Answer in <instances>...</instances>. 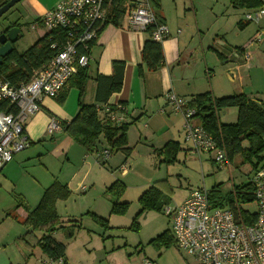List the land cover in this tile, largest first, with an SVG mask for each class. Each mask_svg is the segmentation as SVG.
<instances>
[{
    "label": "crops",
    "instance_id": "0c3cea01",
    "mask_svg": "<svg viewBox=\"0 0 264 264\" xmlns=\"http://www.w3.org/2000/svg\"><path fill=\"white\" fill-rule=\"evenodd\" d=\"M59 1L60 0H22L19 4V11L21 13H16L13 17H18L17 19L20 22V26L22 24L21 17L27 18L29 23L34 24L39 20L44 11L55 7ZM157 2L160 3L158 13L155 7H153V0L152 7L157 17L169 27L170 22L167 20L166 10L165 7H163L164 4L161 0H157ZM131 3L133 2L131 1ZM131 5L132 4H130V6ZM193 5L194 0H190V6L194 8ZM110 7L111 3H108L106 8L108 12ZM229 8H231L230 10L235 13V15H237V12H240L238 15V29L240 30L239 34L241 40L239 42L231 44L226 36L219 33L212 38L210 45L205 44L206 41L203 37L204 28H202V23H199L198 10L196 9L197 17L195 15L194 18L196 25L191 18L184 17V19L180 18L182 23L179 24V28L169 27V35L161 44L165 62L162 66L154 70L150 69L147 63L142 59V50L148 35H150L149 33L132 29L126 23L125 19L123 20V25H115L113 23L106 24L90 48L91 58L88 61V74H90V78L87 81V86H85V102L97 103L98 101L99 92H97L96 87L98 84L93 78L95 74L98 73L110 76L113 74L114 60L124 61L125 72H123L124 80L122 88L119 91L113 92L108 97L107 101L111 104L123 103L126 107V112L131 121L127 136L129 146H131L132 149L135 145L145 146L147 154H151V157L156 154L161 159L160 162L169 165L164 162V156L159 154L156 149L164 147L169 141H176L180 145L179 148H181L178 152L177 159H179L180 154L184 152V159L186 161L188 157L190 158V156L194 154V147H192V142L186 139L184 135L183 117L180 115H172L173 110H171L172 107L167 103L165 97L166 92L172 90L177 96L188 97V99H192L195 95H200L208 91H210L214 97L245 94L250 99L261 104V106H264V40L251 47V59L249 62L244 61L243 55L244 46L247 44L246 41L252 39L257 33H261L264 37V17L260 23H248L244 17L245 13L256 8H234L232 4H230ZM228 15L229 14H227V16ZM184 26L186 27L185 30H183ZM37 27L42 26L38 25ZM37 27L35 29H37ZM46 33L47 31L44 28L40 37H43ZM254 46H256L255 49L253 48ZM219 62L224 65L236 62H238L237 64H241V66L238 67L239 70L236 77L239 83L232 81L234 85H231V87L229 86L230 92L226 95L219 94L221 92L225 93V90L216 88L217 85L213 82L215 76L213 75L214 77L211 79L207 76V74H211L212 70L216 73L214 68L216 64H219L218 67H221ZM211 67L213 68L211 69ZM244 69H247L248 74L242 76L241 70ZM140 70H142V73ZM101 88V97H104L105 93L103 92V87L101 86ZM65 89L66 98L62 101H60L61 96L59 95V98L58 96L56 98H44L40 101L41 108L29 115L26 126L24 127L29 136V146L16 154L17 156H15L10 163L8 162L0 171V185L9 183L13 189L18 190L20 193L16 191L12 193H14L15 197L18 195L23 198L24 202H26L25 205L29 208L30 206L27 205V201L29 200L28 195L30 194V190L27 189L26 185H21L19 181L15 180V176H19L23 179L26 173L24 166L28 165L29 162H33V165L36 166L34 162L39 160L40 167L44 169L36 171L38 173L37 175L35 174L33 179V182L35 181L37 184L35 188L39 199L41 195H43V191L55 180L66 184L68 188H70L69 186L72 184H76L78 187L85 185L87 189L83 190V192L88 191L89 187H92L91 185L96 184L98 181L91 177L95 172V162L98 166L102 164L105 165H102L104 166L102 171L99 170L106 176L108 171L112 172L113 170H119L121 165L129 162L130 156H126L122 151L111 152L108 159H104L101 155V148L98 152H86L85 148L65 132L62 127L53 132L48 130L47 126H49L52 119H57L59 123L70 122L78 111L77 100L79 99V89L70 86V83ZM231 108L220 111L219 120L221 122L232 123L236 121L238 109L236 108V111ZM160 109H163V111ZM221 112L223 115H221ZM228 113L234 114L233 118L227 120L223 119V116H227ZM193 121L200 123L199 118H195ZM80 149L82 150L80 151ZM114 152H116V154ZM208 154H210L209 160L214 162L212 153ZM79 159H82L81 163L78 161ZM176 161L177 160H175V162ZM233 161L234 159L231 160V163ZM17 168L21 169V172L15 174ZM127 174H129V171L126 174L122 172L120 176H126ZM114 179L113 182L116 180H121L123 182V179L119 178V176L118 178L116 176ZM167 182L169 184V180ZM154 183L155 181L153 184ZM180 184H182V182ZM151 185L145 187L142 190V194ZM191 185L189 180H187L186 185H183L184 188H186V192L181 200L177 202L178 204L182 203L192 190L202 187H193ZM170 188L174 190L172 184ZM111 201L113 202L112 198ZM21 207L26 210L25 206H20L17 209L20 210ZM94 213L97 212L94 211ZM6 215H11L14 218L16 217L12 213ZM26 216L27 210L23 213V217L25 218ZM21 231L22 230L16 231L12 236H6L0 232V264H31L34 260V257H32L34 250L30 249V251H28L24 249L25 246H30L31 244H28L29 241L27 239L25 240L22 238L23 233ZM56 234L57 230L54 232V236L58 239ZM19 237L20 242L16 240L17 238L19 239ZM12 240H15L14 244L21 248L19 254L8 252L7 244ZM39 249L41 250L40 246Z\"/></svg>",
    "mask_w": 264,
    "mask_h": 264
},
{
    "label": "rangeland",
    "instance_id": "374dc122",
    "mask_svg": "<svg viewBox=\"0 0 264 264\" xmlns=\"http://www.w3.org/2000/svg\"><path fill=\"white\" fill-rule=\"evenodd\" d=\"M161 1L166 10L167 20L170 22V28H179V24L182 23L180 18L184 19V17L191 18L196 25L194 18L195 15L197 17V9L199 23H202V28H204L203 37L206 41L205 44L210 45L212 38L219 33L226 36L231 44H236L241 40L240 30L238 29V15L240 12H237V15H235L230 10L229 0H194V8L190 6V0ZM19 4L20 2L4 13L0 18V24L9 18V16L13 17L16 13H21L19 11ZM227 14L229 15L227 16ZM21 23L23 36L18 38L19 40L16 42L17 52H24V50L34 45L41 36V32L44 31L42 27H37V29L32 28L27 18L21 17ZM251 23L255 24V22ZM185 29L186 27L184 26L183 30ZM246 42L248 43V41ZM255 47L253 48L255 49ZM219 63L221 67H218L219 64H216L214 68L216 73L212 70L211 74H207V76L209 79L215 76L213 82L217 85L216 88L225 90V93L221 92L219 94L226 95L230 92L229 86L234 85L232 81L239 83L238 79H233L229 72L238 62L227 63L228 65ZM244 70H241L242 76L248 74L247 69ZM231 109L237 111L236 107H232ZM222 112L221 115H223ZM172 115L183 117L174 111H172ZM233 116L234 114L228 113L227 116H223V119H231ZM182 119L184 120V118ZM132 150V154L129 155V162L125 164L129 174L120 176L122 171L119 167V170L112 171L113 174L108 171L106 176L101 173L105 165L98 166L95 162V172L91 177L97 179V183L94 185L91 183L92 187H89L86 192H83L80 186L72 184L69 186V191H71L69 195L63 198V200L58 199L55 203L59 217L63 221V226L69 225L64 230L63 228L56 229V236L66 246L65 256L68 259L67 264H144L147 258L152 261V264H200L195 257L181 250L177 243H171L167 246L150 242L166 229H172V219L170 216H167V213H163V210L144 211L138 217L139 226H136V229L129 227L132 225L133 219L137 215L136 213L141 209V205L137 200L142 194V190L153 184L154 181H159V187H164L169 180L168 187L172 184L174 190L170 193L172 202L167 204V206L173 207L185 195L186 188L183 185H186L187 180H189L190 184H192L191 186H202L208 188V191L215 185H219L221 194H218L220 196L215 197V199L221 202V206L229 205L230 198L228 197L230 194H233L235 184L248 182L250 179L252 174L249 171L251 169L250 164L241 165L240 158L236 157L232 163L229 159V166L221 167L215 161L209 160L210 154L207 152L198 153L194 150V154L190 158L188 157L186 161L183 152L180 154L179 159L170 166V164L166 165L160 162L161 159L158 155L155 154V156L151 157V154H147L145 146L135 145ZM114 153L116 154V152ZM15 156L17 155L15 154ZM78 161L81 163L82 159ZM34 163L36 166L33 165V162H29L28 165L24 166L26 173L23 179L15 176V180L19 181L21 185H26L27 189L30 190V194L28 195L30 201L27 199V205L30 208L36 207L42 197L41 195L39 199L35 188L37 184L35 181L33 182V179L35 174L37 175L38 173L36 171L44 169L40 167L39 160ZM20 172L21 169L19 168L15 170V174ZM115 175L117 178L118 176L122 178L126 185V188H124L125 194L121 200L129 202L130 205L125 214H111L113 202L111 201L112 197L110 194L106 192V187L108 186L107 188H109L112 185L116 177ZM181 182L182 184H180ZM13 191L20 193L18 190L13 189L9 183L0 185V232L6 236H12L16 231L22 230V238L27 239L29 241L28 244H31L30 246H25L24 249L28 251L30 249L34 250L32 256L34 260L31 264H48V257L35 244L44 232L39 229L34 230L33 234H25L27 228L22 224V221L24 220L23 213L26 210L23 207L20 210L15 208L14 205L17 203V198L12 193ZM112 199L113 201L116 200L115 198ZM212 204L215 205L214 202ZM240 207L242 210L253 213L256 211L257 205L254 201L248 204H241ZM94 211L99 216L107 218L109 227L111 228H104L103 225L87 213ZM10 213L14 214L17 218L6 215ZM69 220L75 221L68 222ZM16 240L20 242V237ZM14 241H9V244H7L8 252L19 254L21 248L14 244Z\"/></svg>",
    "mask_w": 264,
    "mask_h": 264
},
{
    "label": "built area",
    "instance_id": "2783aa9c",
    "mask_svg": "<svg viewBox=\"0 0 264 264\" xmlns=\"http://www.w3.org/2000/svg\"><path fill=\"white\" fill-rule=\"evenodd\" d=\"M125 15L126 23L132 28L147 32L153 40L162 42L169 35L166 23L158 20L152 7V0H130ZM111 0H60L55 7L44 11L39 20L31 24L46 31L62 29L66 31L63 43H53L56 54L47 62L34 69L27 81L13 82L6 78L0 64V171L14 158L15 154L29 146V136L24 128L29 115L41 108L42 99L56 98L80 67L89 64L90 43L97 39L100 24L108 17L107 5ZM262 5L245 13V20L260 23L264 17ZM263 35L257 33L244 46V61L251 59V47L261 43ZM241 64L230 69L235 79ZM167 103L184 118L183 132L196 152L212 153L214 161L221 167L229 166L228 153L201 123H196V109L190 105L188 97L177 96L170 90L165 93ZM113 108L104 104V111L115 123L129 121L126 107L117 103ZM163 111V109H160ZM57 119H52L50 132L60 129ZM111 155L108 149L102 156ZM127 173L125 164L120 166ZM255 187L256 211L243 213L241 207L235 209L213 205L209 191L205 187L194 189L185 200L173 207L165 205L163 213L172 219V232L178 247L196 258L200 264H264V167L252 176ZM81 185V190H86ZM245 211V210H244ZM244 214L252 217L246 220ZM252 214V215H251ZM61 264L62 260L48 258V264ZM144 264H152L146 259Z\"/></svg>",
    "mask_w": 264,
    "mask_h": 264
},
{
    "label": "trees",
    "instance_id": "16d2710c",
    "mask_svg": "<svg viewBox=\"0 0 264 264\" xmlns=\"http://www.w3.org/2000/svg\"><path fill=\"white\" fill-rule=\"evenodd\" d=\"M234 8H257L262 5V0H230ZM8 0H0V7ZM156 12L158 13L160 3L153 0ZM130 0H111V7L109 8L108 17L100 24L98 34L102 28L108 24L123 25V20L130 6ZM159 21L163 22L158 18ZM165 23V22H164ZM150 30L148 29L147 33ZM97 34V35H98ZM150 34V33H149ZM66 31L59 29L56 31H47L43 37L38 40L24 52L12 51L7 56L4 63L1 64L6 78L13 82L27 81L34 69L41 66L44 62L49 61L57 52L56 48L52 47L53 43H63L66 40ZM98 38V37H97ZM90 43V48L93 43ZM162 42L152 39L150 35L144 43L142 50V59L147 63L150 69L154 70L162 66L165 62ZM142 70H140L141 72ZM125 62L114 60L113 74L105 76L96 73L93 77L97 81V92L99 98L97 103H86L84 100L87 81L90 78L89 64L85 67L78 68L77 72L73 74L69 80L70 86L78 88L79 99L78 111L70 122H61L60 127L64 129L75 141L82 145L86 152H98L101 148V155L103 150L108 151H122L129 156L132 152V147L128 144V129L131 121L123 123L113 122L104 111V104H110L113 108L116 104L109 103L108 97L116 91L121 90L124 73ZM142 73V72H141ZM104 97H101L102 88ZM60 101L66 98V89L64 88L59 93ZM58 96V98H59ZM122 104V103H120ZM190 105L196 109L195 118H199L203 127L212 134L215 139L226 147L228 159L230 161L239 157L241 164H250V172L252 173L248 182L235 184L233 194H230L229 205L223 207H231L233 209L239 207L241 204H248L255 201V187L252 184L253 174L260 168L264 167V106L258 102L250 99L245 94H235L223 97H214L210 91L195 95L190 99ZM236 107L238 109V117L235 122L224 123L219 119L220 111L226 108ZM72 139V140H73ZM245 144V145H244ZM180 145L176 141H169L164 147L156 149V151L164 156L167 164H173L177 160L178 152L181 150ZM108 159V158H107ZM164 183V182H162ZM165 184V183H164ZM126 185L121 180H116L106 192L110 194L113 201L111 206V214H125L129 208L130 203L121 200L125 193ZM66 184L55 180L48 186L41 197L40 202L34 208H29L25 204L23 198L16 196L17 203L15 208L25 206L27 216L22 221V224L27 228L25 234H33L34 230H41L44 233L37 239L36 243L40 246L42 252L46 257L57 261L62 260L61 264H67L68 259L65 256V243L58 240L54 236L57 228H67L69 225L63 226V221L59 217L56 210L55 203L58 199L66 198L71 191ZM172 189L168 187V182L164 187H159V181L152 184L139 197L141 209L136 213L131 226L136 229L139 226L138 217L144 211L163 210L164 206L170 204ZM221 194L219 185H215L209 191V198L215 205L221 206L220 201L215 197ZM228 196V195H227ZM104 228H111L108 224V219L94 212H87ZM243 213H248L243 210ZM252 215V214H251ZM246 220H250L247 214H244ZM16 218V217H15ZM252 218V217H250ZM75 220H69L72 222ZM72 234V233H71ZM150 242L155 244L167 245L176 243L174 234L171 228L156 236ZM149 259V258H148Z\"/></svg>",
    "mask_w": 264,
    "mask_h": 264
},
{
    "label": "water",
    "instance_id": "95a60500",
    "mask_svg": "<svg viewBox=\"0 0 264 264\" xmlns=\"http://www.w3.org/2000/svg\"><path fill=\"white\" fill-rule=\"evenodd\" d=\"M22 0H8L3 6L0 7V18L5 12L13 8L17 3ZM23 36L22 28L14 25L13 27H6L0 34V64L15 50V44L18 38Z\"/></svg>",
    "mask_w": 264,
    "mask_h": 264
},
{
    "label": "flooded vegetation",
    "instance_id": "af4514ba",
    "mask_svg": "<svg viewBox=\"0 0 264 264\" xmlns=\"http://www.w3.org/2000/svg\"><path fill=\"white\" fill-rule=\"evenodd\" d=\"M18 18V17H17ZM16 17H10L7 18L5 21H3L1 24H0V34L1 32L6 28V27H13L14 25L16 26H20V22L19 20L17 19ZM22 28V26H20ZM16 45V44H15ZM15 50L16 49V46H15Z\"/></svg>",
    "mask_w": 264,
    "mask_h": 264
}]
</instances>
